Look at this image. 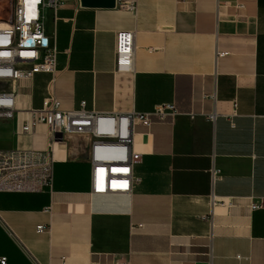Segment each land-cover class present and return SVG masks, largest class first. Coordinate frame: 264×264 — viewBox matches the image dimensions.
<instances>
[{"label":"crops","instance_id":"crops-1","mask_svg":"<svg viewBox=\"0 0 264 264\" xmlns=\"http://www.w3.org/2000/svg\"><path fill=\"white\" fill-rule=\"evenodd\" d=\"M44 25L55 80L18 83L0 150L49 148L54 182L0 191V259L35 264L30 251L42 264H264V204L249 207L264 200V0H137L135 10L65 2L45 11ZM120 31L135 35L131 70L116 65ZM50 94L68 110L174 102L178 111L135 126L141 159L130 191L95 193L91 135L51 142L45 125L20 131L23 110ZM212 195L234 205H213Z\"/></svg>","mask_w":264,"mask_h":264},{"label":"built area","instance_id":"built-area-1","mask_svg":"<svg viewBox=\"0 0 264 264\" xmlns=\"http://www.w3.org/2000/svg\"><path fill=\"white\" fill-rule=\"evenodd\" d=\"M122 9L135 10L137 0H116ZM65 2L79 0H0V118L10 119L18 111V83L38 73H49L55 80L58 71V52L46 32L44 15L47 9H59ZM135 35L120 31L117 36L116 65L131 70L134 65ZM64 109L60 100L50 94L40 107L23 110L26 114L20 131L32 133L45 125L51 142L61 141L64 135L89 134L92 137V189L95 193L128 192L138 178L132 168L141 159L134 150L136 125L150 127L154 118L164 120L177 113L174 102H162L151 111L129 113L101 112L85 108ZM237 102L234 101V106ZM214 113L210 115L214 118ZM54 155L49 148H14L0 150V191L39 192L51 189L54 182ZM215 179L216 171L212 170ZM213 205H234L229 197L212 195ZM263 197H251L252 210L263 207ZM39 232L46 230L38 225ZM28 250V249H27ZM35 264H42L30 251ZM0 264H7L1 257ZM120 264H131L121 260Z\"/></svg>","mask_w":264,"mask_h":264},{"label":"water","instance_id":"water-1","mask_svg":"<svg viewBox=\"0 0 264 264\" xmlns=\"http://www.w3.org/2000/svg\"><path fill=\"white\" fill-rule=\"evenodd\" d=\"M81 7L91 8H115L117 6L116 0H79Z\"/></svg>","mask_w":264,"mask_h":264}]
</instances>
